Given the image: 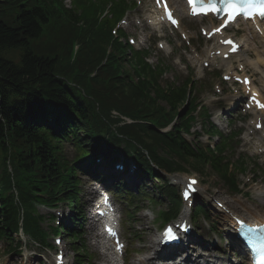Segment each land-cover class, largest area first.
Masks as SVG:
<instances>
[{"label":"trees","instance_id":"1","mask_svg":"<svg viewBox=\"0 0 264 264\" xmlns=\"http://www.w3.org/2000/svg\"><path fill=\"white\" fill-rule=\"evenodd\" d=\"M84 5L88 7L78 16L48 0H0V240L11 238L21 226L35 236L39 231L36 205L53 204L60 184L70 182L59 149L49 139L52 129L37 123L47 111H73L69 98L86 120L97 118L96 106L101 111L98 122H86V146L100 149L104 133L110 138L109 148L120 143L107 124L111 113L117 112L134 122L120 134L140 160L145 161V151L170 173L189 167L203 175L209 168L237 190L223 164L224 149L215 157L193 150L179 135L157 131L175 119L182 95L171 92L153 99L147 83L132 85L120 79L115 55L108 56L110 28L99 24L92 2ZM75 44L80 50L73 59ZM67 83L80 85L84 99L71 95ZM183 127L188 129L186 124Z\"/></svg>","mask_w":264,"mask_h":264},{"label":"rangeland","instance_id":"2","mask_svg":"<svg viewBox=\"0 0 264 264\" xmlns=\"http://www.w3.org/2000/svg\"><path fill=\"white\" fill-rule=\"evenodd\" d=\"M66 4L69 6L67 1H66ZM205 26L207 28H209L212 25L210 22H208L207 24H205ZM250 36L251 35L249 32H245L243 37H241V40L244 43L246 42L247 47L252 49V51L254 53V55L251 56L252 59H261L262 62H264V43L260 40L254 41ZM190 37L195 39L197 41V46L202 48L204 51L210 48V45L207 46L206 41H205V47L203 46V44L201 43L202 40H201L199 34L196 33L195 31L190 32ZM250 39H251V41H250ZM162 47L164 48L163 51L160 49H156L155 50L156 53L157 54L159 53L160 56L164 57V59L167 60V58H169V59L173 58V55H170V51L174 50V52H176V59H175L173 64L184 75H186L189 70L195 69L197 72L196 73L197 79H199L200 77L203 76L204 70H202L201 68H205V67H203L202 64H199V63L194 64V63L189 62V60L194 58V57L192 56V54H190L188 51H186L184 45L180 42L179 38L175 37L172 40V45L170 48H168L165 44H163ZM184 52L188 53V55H189L188 58L183 57ZM204 57H205V55H204ZM235 62H237V63L239 62L238 64L234 63L233 67H235V69L237 67H239V65H241V64H242V66L245 65L244 62L239 60V59H235ZM175 67L173 69L178 71ZM186 67L188 68V70H186ZM219 68H222V67H220V64H219ZM195 70L192 72H195ZM206 70H208V69H206ZM246 70L249 73L248 75L253 77V79L256 81V83H258L259 86H262V83L260 81H261L262 77L264 76V67H261L258 70H256L255 68L248 67ZM201 71H203V72H201ZM224 72H225L224 68H222L221 73H224ZM226 92H227V90H226ZM251 118H253V117H251ZM242 126H243V123H237V124H235L234 128L238 131H242ZM221 128L225 132H227V131H229L230 126L227 124V125L221 126ZM243 130L245 131V133H244L243 140H242V137L240 138L242 143H241V147L239 150V154L243 155L244 153H247L249 155L260 156V152H258L256 150L257 147L255 146V144L257 143V139L260 138L261 135L253 132L252 128L250 127L249 122L246 125H244ZM252 133H254V134L251 135ZM248 158H249V161H247V175H248L249 179L247 180V184H248L247 187L249 188L248 193H250L253 196L251 201H254L255 199L259 198V196L255 194L256 191L264 192V190H263L264 177L260 178V180L255 181V177L257 176V174L259 172H264V156H260V158H257L255 156H253V158H252L251 156H248ZM254 164L257 166L253 167ZM254 173H257V174H254ZM253 174H254V176H252ZM180 176H182L184 179H186L189 176H192V177L197 178L199 180V177L197 175H194V174L180 175ZM182 177H179V179H181ZM202 179H200V180L203 181L204 185L201 184V189L202 190L207 189L208 194H211L213 192H215L216 194H219V196L221 197L220 200L223 201L225 206H227L228 209L231 212H233L234 214H236L238 217L239 216L241 218L242 217H250L251 213H254V214L256 213L255 216L257 215L258 217H262V219L264 218V211L261 212V210H260V208H263L264 204H258V205L249 204L248 200H250V198L247 199V196H245V197L244 196L231 197L229 195H226V193L224 192V191H226V190H224L225 188L222 186V184L219 183V181L217 180V178L215 176H211L209 178H202ZM144 210H146V208L143 209V212H144ZM247 210H248V212H247ZM258 211H259V213H258ZM143 212H140V214H138V216L136 217V219H137L136 221L131 222L130 227L132 228V231H128V232L126 231L128 233L127 234L128 236L125 235V237H124L125 241L131 242V247L128 248V254H129L130 258H134L133 253L135 254L137 252H139L141 256L142 255L144 256V254H142V252H141V248L143 247V249H144V247L148 246V241L154 237L152 234L153 232L150 233V231L147 228H145V227H147V225H146L147 221L144 217ZM40 213L41 214H47V211L45 209L41 208ZM45 216H47V215H45ZM141 224H143V226L145 225V227H142L143 233H145V236H142L143 239H141V240L138 239L137 237H136V239H134L132 237V234L136 235V234H134L136 231L135 228L138 229L136 231L137 234L141 233L140 232L141 226H142ZM85 235H86V232H85ZM85 246H86L87 250L89 251V254L96 253L95 252L96 249L94 247H92L91 244L86 243ZM66 251H67V253H70L69 258H70V261H72L73 253L71 252V250L69 251L68 246L66 247ZM26 255L27 254H25L21 257H15V258L14 257H11V258L1 257L0 258V264H27L28 261H27ZM33 257L35 260H39L38 256L33 255ZM98 260H99V257L95 256L94 262L92 261L90 264H101L98 262Z\"/></svg>","mask_w":264,"mask_h":264},{"label":"snow or ice","instance_id":"3","mask_svg":"<svg viewBox=\"0 0 264 264\" xmlns=\"http://www.w3.org/2000/svg\"><path fill=\"white\" fill-rule=\"evenodd\" d=\"M201 0H189V3L193 5V14H200V12L207 13V12H219L221 9L217 7V0H211V2L207 5H204L202 9H197L196 5L197 3H200ZM219 2L224 6L223 10L225 11L226 16L230 20H234L236 16L242 12H246L247 9L244 7L245 5L251 4L253 0H219ZM260 15L264 17V11L260 12ZM169 18L171 19V14L169 13ZM173 23H176L175 20L172 21ZM231 43V42H230ZM261 107H264V105H260ZM192 184H195L196 181H191ZM110 233L112 235H115L114 232L109 229ZM168 235L172 239H176L177 237L172 232L171 229L168 230ZM255 243V241H253ZM260 255H259V264H264V244L260 247Z\"/></svg>","mask_w":264,"mask_h":264},{"label":"bare ground","instance_id":"4","mask_svg":"<svg viewBox=\"0 0 264 264\" xmlns=\"http://www.w3.org/2000/svg\"><path fill=\"white\" fill-rule=\"evenodd\" d=\"M197 20H199V18H198ZM251 29H252V28H251ZM209 31H210V30H209ZM252 32H253V34L256 33V31H254L253 29H252ZM254 36H255V35H254ZM263 39H264V38H263ZM226 51H227V50H226ZM246 63H247V65H251V66L253 65L254 67H257V68L260 67V64H263L262 62H258V61L255 62V63H256L255 65H254V64H251V63H249V62H246ZM263 114H264V112H263ZM247 212H248V211H247ZM251 215H254V213H251ZM228 219L231 220L230 217H228ZM252 219H253V218H252ZM252 219H250V220H252ZM254 219H255V218H254ZM255 220H257V219H255ZM230 222H232V220H231ZM252 222H254V221H252ZM231 226H232V227H235L236 224H234V223L232 222ZM108 251H109V250H108ZM193 251H194V248H193ZM164 257H165V254H162V259H163ZM200 258H201V259L203 258L202 255H200V256L197 255V259H196V261L201 260ZM113 262H114L115 264H116V263H117V264L120 263V262H118L117 260L115 261L114 258H113Z\"/></svg>","mask_w":264,"mask_h":264}]
</instances>
